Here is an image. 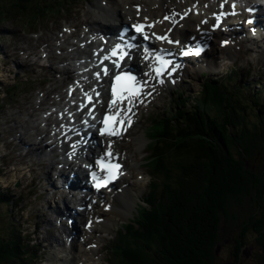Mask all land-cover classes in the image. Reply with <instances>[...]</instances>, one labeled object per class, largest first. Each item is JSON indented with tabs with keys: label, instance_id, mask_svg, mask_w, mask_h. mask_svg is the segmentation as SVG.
<instances>
[{
	"label": "trees",
	"instance_id": "obj_1",
	"mask_svg": "<svg viewBox=\"0 0 264 264\" xmlns=\"http://www.w3.org/2000/svg\"><path fill=\"white\" fill-rule=\"evenodd\" d=\"M240 111L244 113L235 114L233 108L226 107L223 112L232 132L225 125L209 128L202 122L192 128L191 132L208 131L211 144L195 137L183 145L186 152L177 155V161H183L182 172L170 177L167 188V200L172 204L160 215L164 225L160 229L157 225L140 227L134 232L126 227L130 245L128 251L117 254L118 260L130 264H223L218 253L227 236L239 227L232 258L241 261L251 237L264 264V112L261 122L249 123L247 111ZM0 228V264H30L21 252L24 242L15 237L11 222L1 223Z\"/></svg>",
	"mask_w": 264,
	"mask_h": 264
},
{
	"label": "bare ground",
	"instance_id": "obj_2",
	"mask_svg": "<svg viewBox=\"0 0 264 264\" xmlns=\"http://www.w3.org/2000/svg\"><path fill=\"white\" fill-rule=\"evenodd\" d=\"M130 1H132V0H124V1H122V3H123V5L126 7V5H129V2ZM184 1H186V3H185V6H187V5H189V4H192L193 2H196V1H199V4H201V2L203 1V0H184ZM182 1H180V0H178V2H177V0L175 1V5L177 6V5H179L180 3H181ZM144 4H145V11H144V13H143V15L145 16V17H150V18H152V17H156L160 12H165V11H167L168 9H169V7L170 6H172L171 4H169L168 3V1L167 0H145V2H144ZM117 6H118V1H115V2H109L108 4H107V7H108V9L109 10H112V9H116L117 8ZM155 6H158V8L157 9H154V7ZM167 6V7H166ZM199 11V10H198ZM99 12H104V9H99ZM109 15H108V17H107V19H102V20H104V21H107V23H111L112 21H115V12L112 10V11H110L109 13H108ZM135 12H133V10H129V11H126L125 12V19L126 20H128V19H131V18H133L134 16H135ZM198 19H199V17H194V16H190V18L188 19V20H186L185 21V23L188 25V27H190V26H192L193 25V23H195V22H197L198 21ZM102 20H99V23H102ZM118 21V20H117ZM116 21V22H117ZM112 30L113 29H111V32H112ZM109 31L107 30L106 32H104V38H106V34L108 33ZM174 35H176V36H179L177 33H176V30L174 31V33H173ZM185 40H187V39H185ZM190 40V39H189ZM191 41V40H190ZM133 43H135V41H133ZM82 53H88L86 50H84V51H82ZM178 53H179V50H178ZM177 53V54H178ZM180 54V53H179ZM73 60L74 59H71V62H73ZM74 71V68H72V69H70L69 67H68V69L66 70V71H64V72H66V77H64V78H66V81H70L71 79H73V77H74V73L72 74L71 72H73ZM49 72H52V69H50V70H46V73H49ZM23 76V75H22ZM248 87H249V89L251 90V91H254V92H258V91H256L255 89H252V85H248ZM259 88V87H258ZM52 90H58V87H55V88H52L51 89V91ZM49 94H50V91H46V93H45V98H43L42 99V101H41V103H39L38 105H37V108H39L40 107V105H43V101H45L48 97H49ZM261 94V93H260ZM62 99H61V102H51V103H49V104H46V105H48V110L47 111H45L44 113L43 112H41L40 114H39V116H37V119H40V121H44V122H49V124H48V126H50V125H53L54 127H57V125H58V122L57 123H55V120H54V115L52 114V112H53V109H55V108H57V107H59V106H61L62 105ZM135 103L137 104V108H138V116H140L139 114H140V106H139V101H135ZM23 104H26V103H23ZM23 104H21V105H23ZM33 105H34V103H32ZM31 104V105H32ZM20 105V106H21ZM48 113V116L45 114V113ZM28 113H30L29 111H28ZM57 113V112H56ZM5 116V115H4ZM28 116H29V119L30 118H32V115H30V114H28ZM56 117V116H55ZM140 118H141V116H140ZM36 119V120H37ZM35 121V120H34ZM34 121H33V123H34ZM15 125H17V123H15ZM46 133L47 132H41V131H39V130H35V133H34V136H32V135H28L29 137H31L32 139H33V137L36 139V140H34L33 142H31L30 144V146H28V148H27V152H26V154H30L31 153V151L33 150V151H36V149H39V148H41V145L43 144V140L48 136V135H46ZM40 137V141H38V138ZM130 138H131V140H132V142L133 143H135V146L136 147H141V145H142V141H141V139L139 138V135H138V132H135V133H132V135L130 136ZM17 139L15 138L14 139V141H16ZM13 141V143H9V146H11V147H14L15 149H17V151H18V155H17V157L12 153H10V154H6L5 155V157H1V159L2 160H4L5 162H7V163H9L7 160V158H9V157H14V159H16V158H18L19 160H23L25 157L23 156V154H21L20 153V147H21V145L22 144H24L25 145V143H22L23 142V139L20 137V139H19V142L18 143H15ZM122 145V144H121ZM45 147V146H44ZM135 149L136 148H131V150L130 151H128L127 152V156H133V155H135V154H133V153H135ZM95 149L93 148V151H94ZM44 151H47V149H46V147L44 148ZM55 152V151H54ZM94 152H96V151H94ZM11 162V161H10ZM12 163V162H11ZM10 164V163H9ZM23 164V163H22ZM11 166L13 165V163L12 164H10ZM29 166H25V165H18V167H20V168H22V169H24L25 171H27L26 170V168H28V167H32V166H35L36 168H39L40 166H41V163H40V165H37L36 163L35 164H28ZM53 165H54V162L53 161H51V162H49L48 163V166H47V173L46 174H42L41 175V177H39L38 175H36L35 177V179H39L40 178V186L41 187H44V188H47L48 190H49V192L50 193H52L51 191L52 190H54V187H55V185H54V182L49 178V175H48V172H49V169L50 168H52L53 167ZM17 166L15 167V168H13V169H17L18 168ZM19 170V169H18ZM21 172H23L22 170H20ZM37 173H38V171H36ZM58 174H59V176H62V177H69V175H65L66 173L63 171V170H59L58 171ZM41 179H43V181H41ZM133 183H131V185H132ZM137 194H141V192H139V193H137ZM0 196H2V197H0V198H3L2 200L4 201V203L3 204H7L8 203V201L9 200H11L10 199V197L6 194V193H3L2 192V195H0ZM54 197H55V199L57 198V199H61L62 201H63V195H62V190H58V187H56V193L54 194ZM57 204H59V203H57ZM57 206V205H56ZM60 207L58 206L53 212H54V214L52 215V217L54 216V217H56V214H59L60 213ZM64 216V214H60L59 215V217L61 218V217H63ZM99 217H101V215L99 214L98 215ZM116 217H122V211H120L117 215H116ZM59 218V219H60ZM27 220H28V218H27ZM57 220V219H56ZM105 221H106V219H105ZM104 221V222H105ZM112 221V219H109V222H108V226H112V223H110ZM17 222L18 223H21V221L20 220H17ZM41 221H38V222H36V223H40ZM49 223H51V220L49 219V220H46V221H42L40 224L41 225H43L44 227H45V229L46 230H48L49 228H50V225H49ZM28 226H29V224H27ZM93 228V227H92ZM60 230H61V235H62V237L64 238V240H65V242H62V243H60L59 244V246H58V250L57 249H55L56 247H55V243H53L54 241H55V238H54V241L53 242H50V241H47V240H45V239H43V238H39V237H37L35 234H34V228L32 227L31 228V232H30V234L32 235L31 236V238H30V243H31V245H33L34 247L36 246V247H38V248H43V249H45V248H50V250L52 251V253H48V255H45L49 250L47 249V251H46V253L45 254H43L45 257H50V255H55L56 254V256L57 257H54L53 259H51V262L53 263V264H79V262H81L82 261V258L84 257V256H86L85 255V252L83 251V248H82V245L80 246V244H78L77 242L76 243H74L73 245H74V247L75 248H79V251H77V253H76V256H75V251L72 249V248H70V245L68 244V242H67V238H66V234H67V226L65 225L64 227H63V229H61L60 228ZM87 234V233H86ZM85 234V235H86ZM68 236V235H67ZM34 237H35V239H36V241H35V239H34ZM56 243H58L57 241H56ZM88 245V244H87ZM52 248H54V250H52ZM87 249V248H86ZM21 252L26 256V257H33V255H32V253H31V251L29 250V249H27L26 247H22L21 248ZM55 252V253H54ZM40 254V253H39ZM79 254H80V258H79ZM127 254V253H126ZM42 255V254H41ZM89 255V253H87V256ZM25 256H23L22 255V259L24 260L25 259ZM37 258V259H36ZM40 260V255H37V257H35V259L33 260V264H35L36 262H38Z\"/></svg>",
	"mask_w": 264,
	"mask_h": 264
},
{
	"label": "rangeland",
	"instance_id": "obj_3",
	"mask_svg": "<svg viewBox=\"0 0 264 264\" xmlns=\"http://www.w3.org/2000/svg\"><path fill=\"white\" fill-rule=\"evenodd\" d=\"M2 1H4V0H2ZM5 1H8V0H5ZM76 1H78V0H76ZM86 1H89V0H86ZM70 5L75 6L76 2L71 0ZM59 17H60V15H57V16H55V19H57ZM0 75L3 79V81L5 82V85H11L14 83V79L12 78V76H10L8 74V69L3 68L0 71ZM50 85L52 86L53 82H51L50 84L46 83L44 85H41L38 83L29 84L27 86H24L23 89H17V92L19 94H17L15 96L14 92H12V96H9V98H7L8 103L5 106L2 105V103H3L2 99L5 98L6 96H4V95L0 96V117H1L0 123L3 121V115L4 114H10L11 112L17 113V116L22 121L28 120V118H26V115H28L27 111L20 109V106L17 104V102L20 103L24 98H27L28 100H31V98H32V102H34V105L32 104V102H30L32 105L27 104V107H29L31 109V110H29V112L32 115H34V114L37 115L38 113L43 112L37 108V102L40 103L41 97L39 98V96H43L47 90L52 88V87L49 88ZM66 85L67 84H64L61 87V89L59 90L61 93H63V91L66 90ZM22 90H24V91H22ZM2 93H3V90L0 91V94H2ZM24 102H27V101L24 100ZM22 104H23V102H22ZM12 125H14V123ZM2 127L4 128L5 126L3 125ZM40 128H42V127H40ZM16 134L17 133L9 134L6 136L8 143L12 142V137L15 136ZM26 139L29 140V142H30V139L28 137ZM0 140H1V138H0ZM8 143L6 144V146L8 147L7 149H5V147L1 144V146H0V157L3 154H7L6 153L7 150H8V152H13V147L8 146ZM14 152H13V154H14ZM15 154H16V152H15ZM41 158H42V156L41 157L40 156H33L32 160L35 162H38ZM139 160H140L139 164H142L141 156L139 157ZM19 161H21V160H19ZM41 162H44L46 165L48 164L44 159ZM0 164H1V161H0ZM18 165H19L18 160H14L11 168H15L16 166L18 167ZM191 165H193V163H191ZM32 169H35V167H33ZM20 170H22L23 172H21ZM43 171H46V170H43ZM38 174H39V172H38ZM34 177L35 176L34 175L32 176V173L25 171L24 169H22L20 167H18L17 169H11V170L7 171V167L4 168L3 165H0V187L1 188H3V185H5L7 187H11L13 189L19 188L20 186L25 187V185L32 183ZM17 184H19L18 187H17ZM29 189L30 188H28L26 190H29ZM0 195H2V192H0ZM2 199L3 198H0V206L5 205V204H3L4 201ZM29 204L30 203H28L27 205H29ZM38 210H42V211L46 210L45 201H41V202H38L34 205H30L29 208H25V209L20 207L19 213L22 214V216L24 218H26V219L28 218L29 221L31 220V222L35 223L37 220V216L35 215V211H38ZM49 218H50V215L46 216V219H49ZM32 227L33 226H30L29 230H31ZM33 228L35 230V227H33ZM137 230H139V229H137ZM240 231H241V228L235 227V229L233 230V233H231L227 236V238L225 239L226 243L224 244L223 248L218 253V258L221 259V262L223 264H263V262H261L260 258L258 257L259 250H257V247L255 246V244L251 240V237L249 238V240H250L249 245H247L242 252L241 261L239 262V261H236L235 258H232L233 254L236 251L235 247H233L234 241H235V238L238 237ZM39 238H41V236ZM34 239H35V237H34ZM35 241H36V239H35ZM128 245H130V243H128ZM107 258H108V256L105 257V259H107ZM30 264H31V262H30ZM105 264H107V263H105ZM128 264H130V262Z\"/></svg>",
	"mask_w": 264,
	"mask_h": 264
},
{
	"label": "snow or ice",
	"instance_id": "obj_4",
	"mask_svg": "<svg viewBox=\"0 0 264 264\" xmlns=\"http://www.w3.org/2000/svg\"><path fill=\"white\" fill-rule=\"evenodd\" d=\"M219 19V17H217ZM251 23V21H249ZM135 31L137 33H142L144 35V39H148L147 33L144 32V25H134ZM157 39L167 40V37H156ZM171 43V41H169ZM147 55L145 59H149L152 57V53L148 52L145 49ZM184 55L189 54H196L198 55L199 52L196 53H189L184 52ZM128 53L124 51L123 48L119 46L116 47L111 53V56L116 57L118 56L119 60H123ZM108 59V57H105ZM155 61L159 64V67H155L153 71L155 72L156 77H162L166 70L169 69L171 61L166 60L163 56H155ZM178 67L177 65H173L171 67V71H175V68ZM107 72V69H105ZM170 75V72H169ZM173 83L175 81H172ZM159 83H164L163 79L159 80ZM145 87L144 83H140L137 81V78L133 75L123 73L121 75H117L115 77V84L112 86V100L111 106L117 107L119 105H123L125 101L129 105V107L125 108H118V110L114 114L106 115L103 118V129L101 130V135L109 136V137H122L125 132H127L128 128L131 127L132 120L131 116L129 115L132 113V108L135 106V101L143 94L142 89ZM91 97H88L89 102H91ZM124 115H121V114ZM114 159L111 150L106 153V156L98 161V166L101 172L105 173L103 177H101L96 171L91 173L93 181L96 182L97 188L107 186V184L113 182L118 178L121 174L120 169L121 165L119 163H113L112 160Z\"/></svg>",
	"mask_w": 264,
	"mask_h": 264
},
{
	"label": "clouds",
	"instance_id": "obj_5",
	"mask_svg": "<svg viewBox=\"0 0 264 264\" xmlns=\"http://www.w3.org/2000/svg\"><path fill=\"white\" fill-rule=\"evenodd\" d=\"M167 225V224H166Z\"/></svg>",
	"mask_w": 264,
	"mask_h": 264
}]
</instances>
